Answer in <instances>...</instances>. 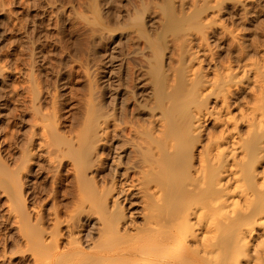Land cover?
<instances>
[{"label":"rangeland","instance_id":"1","mask_svg":"<svg viewBox=\"0 0 264 264\" xmlns=\"http://www.w3.org/2000/svg\"><path fill=\"white\" fill-rule=\"evenodd\" d=\"M116 44L141 78L135 85L144 84L141 95L139 85L126 90L123 125L112 90ZM175 104L186 111L179 144L166 119ZM91 106L101 111L98 140L82 143ZM257 133L253 162L246 144ZM246 166L258 189L250 200L262 203L264 0H0V264H62L55 249L72 240L87 247L119 230L135 246L175 210L176 195L193 206L207 181L210 197L228 193L246 207L235 189L250 182L230 174ZM125 183L137 184L138 213L116 198ZM173 185L184 192L172 193ZM260 222L253 255H264ZM221 252L217 261L229 255Z\"/></svg>","mask_w":264,"mask_h":264},{"label":"bare ground","instance_id":"2","mask_svg":"<svg viewBox=\"0 0 264 264\" xmlns=\"http://www.w3.org/2000/svg\"><path fill=\"white\" fill-rule=\"evenodd\" d=\"M116 47L117 49H115V51L116 50L117 51L115 52V55H113V59L111 60L112 61L111 65L113 66L112 69L113 68L115 69L114 70L115 72L114 71L113 72L115 73V78H117V80L115 81V88L112 90H114V94H115L114 95L115 112L117 114V115L115 114V116H117V120H118L116 121V118H115V121L120 123V125H123V124L128 123L123 120V117L127 116L126 115L127 114L126 104L128 101V97L126 94V90L128 89V87H131L130 85H135L137 81L141 78L140 77L136 78L138 76L135 77L134 74L129 71V63L126 60L128 58L127 54L125 55L124 52L122 53V51L118 49L117 44H116ZM154 70L157 71V68H154ZM137 85H139L138 86L139 90L137 91V95H141L142 91L140 90L144 88V84L140 82ZM179 105L175 104V107L171 108L170 111L167 113V118L165 117L167 119L169 133L173 138L177 140V144L180 143L179 140H180L181 127L179 126V119L182 118V116L185 119L184 116L186 115L185 113L186 111L182 107L183 104H181L180 106ZM99 111H100L99 109H96L93 106L89 107V109L87 110V115H86L88 118L86 121L87 123H85L86 125L84 124L85 127L82 129V132L80 135V140L82 143H86L87 141L92 143L98 140L97 139L98 136L96 134L98 132L97 131V128H98L97 121H98L99 114L101 112ZM183 112L185 113V115H183L184 114ZM117 127L119 128V125H117ZM106 131H104V133ZM105 134L107 135L108 131ZM261 137L259 133L255 134L253 138L246 144L247 147L245 146L249 153V155L247 154V157L251 156L252 161L255 160L256 155H258L257 151H259L258 147L260 148L259 145H261L260 144ZM180 141L182 142V140ZM234 144L237 145V143H234ZM122 147H124L123 144L121 148ZM233 147H234V150H236L235 146ZM87 148H88V145L83 146L84 150H87ZM123 153H124L125 158H128L130 155V152L128 149L124 150ZM162 157L165 158L164 156ZM169 158L170 157H168V159ZM176 159L177 158H175V160ZM248 159H250V157ZM162 163H165L164 160ZM182 163L184 165V162ZM124 164H126V161L124 162ZM170 166H174V165L170 164ZM238 168L235 170H230L231 171L230 174L237 182H240L242 179L248 180L250 182V184H247V185H242V184L237 185V188L235 189L237 191V195L242 197L244 199V202H246L245 203L246 207L242 206L240 204V201L236 200L234 196H232L231 194L229 195L228 193H225V192H224L225 193L224 195L214 194L212 195L213 197H210L211 194H213V192L211 193V190L213 189L211 188V190H209V185L212 186L214 185V183L211 185L209 181H207L208 182L207 184L204 183L206 185L204 187V190L198 185L199 189L201 188L203 190V191L201 190L203 196L202 197L200 196L202 200L196 199L195 201L197 202L195 201H194L195 203L192 202V205L194 204L193 206H189V204H188L189 207L182 206V201L180 200L184 201V199H181L183 198L181 196L185 197L186 193H183V195L182 194L179 195L178 193H181V191L184 192V188H182L183 189L182 190L177 187L175 188L173 185L174 189L172 188V190L174 191H172V193L176 191V194L178 195H176L175 197L173 195L174 197L173 198L171 197L172 193L170 192L169 194L170 196L167 195L166 197L168 198L169 196L173 198L174 203L172 204L174 206L176 205L174 207L175 210L171 212H167V215L162 222L156 223V225L154 224V222H152L153 224H151L149 229L144 230V232L146 231L144 234H138L137 237H140L142 239L139 240V242H137L138 243L137 245L135 244V246H133L132 244H128L129 242L133 241V236H130L131 234L129 235L128 233H125V232L121 233L119 230L117 233H110L108 235L110 237L108 240L107 239L105 241L101 240L100 243L95 240L96 242L95 241L91 242L87 247H82L76 242V240H72L70 241V246L68 245L69 247L67 248V250L55 249L56 255L62 264H66V263L67 264H115L116 258H120L121 260H123L121 261V263L123 262L124 264H153V263L155 264L156 262H164V261L168 262L169 264H241L242 258H246L248 262H253V264H264V255L257 250L255 251L256 253L254 255L250 253L251 249L249 245L250 240H251L250 238L255 229L254 227H256V224L259 223V219L264 218V202L262 201H261L262 203H260V201L259 203H256L257 201L253 202L254 198H252V201L250 200L251 199L250 196L252 194L250 195L249 191H251L252 188L255 189L257 187L255 182L252 181L253 179H252V175L250 171L251 168L249 169L248 166L240 170ZM163 169H164L163 172L165 173V168ZM175 169H178V168H175ZM245 169H247V171H245ZM124 170L126 171L122 172L121 175L123 177H128L130 174L129 169L126 168ZM171 172L173 173V176H174V172L173 171ZM164 173L162 174L165 175ZM217 173L219 174V172ZM207 174H209V172ZM214 176L215 175H213V177ZM216 180L217 179H215V181ZM169 181L170 183L172 182L171 179ZM180 181L181 180L177 182L181 183L182 185L183 182H180ZM173 183H176V182L174 181ZM125 184L127 188L124 187L123 189L119 190V192L116 194V198L118 199V201H120L121 205L124 204L125 202H127V205H130V206L133 205V207L128 206V208H130V210L128 211L129 214L138 213V210L136 209V207L140 205L139 198L137 197V193H134L133 191L137 187V184H133L131 186H129V184L127 183ZM248 185L250 187H248ZM198 187L196 186V188ZM246 187H247V190H246ZM233 192H234L233 194L235 195L236 192L235 191ZM251 192H253V190ZM254 195L257 196L259 194H254ZM206 196H209V198L207 199ZM166 200L168 202V199ZM168 204H170V202H168ZM193 218L196 219V221L195 220L193 221L192 220ZM110 222L114 226V223H113L114 221H110ZM260 223L264 225V222H260ZM203 230L206 233V235L204 236V238L202 237L203 239L201 240V242H199L198 240L201 239V238L199 239V237L200 235H202L201 231ZM223 234H224V237L222 236ZM226 234L228 235L226 236ZM193 240L194 241L196 240L199 243L193 246L191 245V242ZM222 250H226V252L228 250L229 255L227 256L225 252L226 257H222L220 255L219 258L221 257L222 258L220 259V261H217L216 258H218L219 255L216 257L215 254H218Z\"/></svg>","mask_w":264,"mask_h":264}]
</instances>
